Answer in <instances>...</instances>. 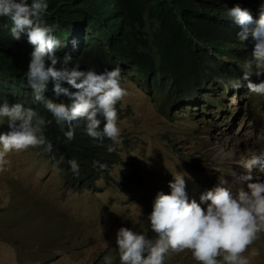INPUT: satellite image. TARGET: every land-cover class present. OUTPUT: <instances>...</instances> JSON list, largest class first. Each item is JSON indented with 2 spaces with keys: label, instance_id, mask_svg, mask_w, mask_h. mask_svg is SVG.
Instances as JSON below:
<instances>
[{
  "label": "rangeland",
  "instance_id": "374dc122",
  "mask_svg": "<svg viewBox=\"0 0 264 264\" xmlns=\"http://www.w3.org/2000/svg\"><path fill=\"white\" fill-rule=\"evenodd\" d=\"M259 3L263 8L264 0ZM216 59L234 66L235 73L181 107L163 102V95L154 98L134 76L122 81L128 95L118 116L120 161L94 189L66 187L44 146L8 153L6 170L0 172V264H106L109 257L120 264L117 231L127 227L157 238L147 216L157 193H170L172 174H186L189 201L199 203L215 182L230 178L220 156L247 160L264 153V139H258L264 136V95L250 92L247 81L238 90L230 88L245 72L254 83L264 81V68H256L254 61L246 67L250 60L238 65ZM211 65L216 69L215 61ZM7 131L5 122L0 132ZM243 255L250 264H264V232ZM165 264L197 262L186 251L169 253Z\"/></svg>",
  "mask_w": 264,
  "mask_h": 264
},
{
  "label": "clouds",
  "instance_id": "9594fccd",
  "mask_svg": "<svg viewBox=\"0 0 264 264\" xmlns=\"http://www.w3.org/2000/svg\"><path fill=\"white\" fill-rule=\"evenodd\" d=\"M48 8V0H0V19L11 21L12 38L20 40L26 34L28 43L33 46L24 78L34 93V102L42 103L56 124L62 128L68 126L65 131L68 141L75 138L73 122L84 121V131L93 140L102 144L107 138L114 145L119 144L121 129L116 106L128 95L122 84L121 69L81 70L79 65L71 64V55H65L61 61L57 56L61 41L54 34L55 29L42 21ZM263 9L261 7V13ZM225 12L238 26L239 41L246 42L250 38L254 41L246 67H252L254 61L256 68H264V13L254 19L239 5L225 8ZM72 46L75 50L78 42L74 40ZM249 76L250 73L245 72L240 80L230 83V88L238 90L247 81L250 92L264 95V81L254 83ZM49 85L54 100L45 95ZM235 102L236 98L231 97V103ZM5 122L9 131L0 132V172L6 170L8 153L45 145L43 129L52 123L33 108L21 103L10 105L7 101L0 103V125ZM51 147V143H47L49 151ZM112 150L110 146L109 151ZM233 157L234 154L226 153L224 158L232 160L223 162L220 156L219 162L227 168L230 178L215 182L213 189L200 195L199 203L195 199L189 201L186 174H172L173 180L168 185L170 193H157L147 216L157 238L150 239L127 227L117 231L120 264H165L169 253L186 251L197 264H250L243 253L264 232V153H252L247 160ZM68 164L71 172L78 176V161L69 159ZM236 165L245 169L244 176L250 174L242 178L243 170ZM233 168L238 169L236 173ZM214 170L220 171L219 168ZM106 264H112L111 257L106 259Z\"/></svg>",
  "mask_w": 264,
  "mask_h": 264
},
{
  "label": "trees",
  "instance_id": "16d2710c",
  "mask_svg": "<svg viewBox=\"0 0 264 264\" xmlns=\"http://www.w3.org/2000/svg\"><path fill=\"white\" fill-rule=\"evenodd\" d=\"M48 4L42 21L55 29L61 41L57 50L61 61L71 55V64L97 72L119 67L122 81L134 76L154 98L163 95V102L173 107L197 102L223 76L235 73L234 66L216 56L238 65L250 59L254 41H239L238 26L227 18L225 8L239 5L254 19L262 14L259 0H48ZM10 26L11 21L0 19V103H21L51 120L43 129L46 144L42 146L59 166L63 184L94 189L97 181L109 179L120 161L115 145L107 138L102 144L90 138L84 121L73 122L75 138L66 139L68 126L56 124L44 105L34 102L24 78L33 46L26 34L13 39ZM51 87L45 95L54 100ZM116 108L119 116L120 102ZM69 159L80 164L78 176L71 172Z\"/></svg>",
  "mask_w": 264,
  "mask_h": 264
},
{
  "label": "bare ground",
  "instance_id": "6f19581e",
  "mask_svg": "<svg viewBox=\"0 0 264 264\" xmlns=\"http://www.w3.org/2000/svg\"><path fill=\"white\" fill-rule=\"evenodd\" d=\"M231 159V158H230ZM222 160H223V162H224V160H225V158L224 157H222ZM239 169H241V170H243V176H242V178H244V177H247L246 175L244 176V173H245V169H242V168H240L238 165H236ZM238 170V169H237ZM237 170L235 169V168H233V171H234V173H236L237 172Z\"/></svg>",
  "mask_w": 264,
  "mask_h": 264
}]
</instances>
